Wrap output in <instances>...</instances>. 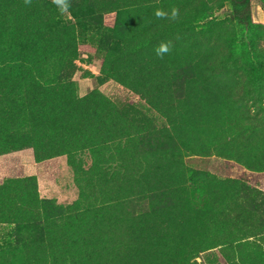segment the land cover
Segmentation results:
<instances>
[{
	"label": "rangeland",
	"instance_id": "rangeland-1",
	"mask_svg": "<svg viewBox=\"0 0 264 264\" xmlns=\"http://www.w3.org/2000/svg\"><path fill=\"white\" fill-rule=\"evenodd\" d=\"M193 1L71 0L77 13L94 20L92 28L81 26L57 37L50 33L45 39L31 38L34 55L50 58L51 65H57L56 73L70 64L75 97H90L89 106L95 109L90 113L86 103L69 109L64 100L56 101L55 106L47 101L48 115L43 120L45 126L47 121V129L40 126L37 118L32 120L17 136L18 141H24L19 146L24 147L0 156V184L35 176L42 199L61 206L75 204L73 213L83 211L78 230L64 229L76 239L79 237L69 251L83 264H161L164 260L165 264H185L175 257L184 246L180 232L195 241L222 244L226 240L213 221L219 208L232 199L241 184L264 190V149L256 150L264 143V131H259L252 141L246 140L236 153L228 148L225 153L216 152L211 147L246 120L243 105L234 101L239 80L233 74L203 70L199 64L215 57L224 65L237 63L241 71L252 74L261 92L257 98L264 102V0H204L203 6L188 14L186 26L151 36L161 21L165 27L169 24L167 19L155 16L157 9L170 13L175 7L184 12ZM140 2H149L145 5L148 8L138 10L133 6ZM53 7L57 18L63 16L75 22L72 8L61 14L54 4ZM43 23L41 13L36 12L32 29L43 31ZM137 40L144 42L139 45ZM162 41H171L173 47L160 59L154 49ZM189 64L193 68L191 78L179 83L174 78L175 69ZM49 99L54 101L55 97ZM30 106L32 112L40 109L36 100ZM139 114L157 126L158 119L171 124L176 128L175 136L194 137L201 151L184 153L185 179H190L186 200L181 208L161 217L157 205L150 204V194L160 185H168L170 171L158 164V153L153 149L158 148V141L164 145L174 138L158 136L154 123L147 126L146 122L139 128ZM82 124L86 130L78 135V141L87 146L104 144L89 153L86 164L79 155L38 162L34 143L47 147L48 134L54 137L52 147L60 143L58 138H66L60 133L75 136ZM136 132H146L142 152L127 140ZM26 136L31 139L26 140ZM66 142L74 143L68 138ZM69 149L65 147L64 151ZM226 153L242 155L243 164L229 161L233 158ZM83 172L96 176L97 186L101 185L99 198L82 200L89 192L96 193L78 182ZM83 201H88L90 207L86 208ZM132 201H136V208ZM12 229V225L0 226V237ZM133 240L138 244L134 245ZM253 240L235 244L230 255L218 257V263L264 264V240L258 244ZM219 248L211 251L218 252Z\"/></svg>",
	"mask_w": 264,
	"mask_h": 264
},
{
	"label": "trees",
	"instance_id": "trees-1",
	"mask_svg": "<svg viewBox=\"0 0 264 264\" xmlns=\"http://www.w3.org/2000/svg\"><path fill=\"white\" fill-rule=\"evenodd\" d=\"M203 2L204 0H194L187 11L179 12L177 20L167 19L169 24L166 27L164 20L161 21L159 25L163 27L160 28L158 25V30L151 36L170 33L186 26L189 23L187 22L188 14L201 5L203 6ZM146 4L149 2H140L133 6H137L138 10H143L148 8ZM194 4L198 5L194 6ZM25 5H28L27 9H24ZM70 8H72L71 14L75 22L63 16L57 18L59 15H55L52 0H31L30 4H25L24 0H0V156L24 147L19 146L24 141H18L17 136L21 134L23 127L29 126L32 120L37 118L40 120V126L47 129V121L46 126L43 123L45 114L46 117L48 115L47 101L49 105L55 106L56 101L64 100L69 109H77L81 103H86L90 113L95 109V106H89L90 97L84 99L75 97L70 64L65 65L60 72L56 73L54 69L57 65H51L50 58L36 57L31 48V38L45 39L50 36V33L57 37L59 34L72 32L81 26L92 28L93 19H89L79 11L77 13L73 4ZM36 12L41 13L43 24L46 26L43 31L32 29V20ZM143 42L144 40H137L139 45ZM135 50H138V46L134 49V53L137 52ZM199 64L203 70L233 74L234 78L239 80L234 93V101L243 105L246 120L235 125L223 141H215L211 145L216 152L225 153L224 149L228 148L236 153L246 140L252 141L259 131H264V102H260L257 98L258 93L261 92L255 86L252 74L249 71V73L241 71L237 63L224 65L219 58L215 57ZM192 69L191 64L186 67L179 66L175 69L174 78L178 79L179 83H186L191 78L190 70ZM51 96L55 97L54 101L49 99ZM32 100H36L40 107L36 112H32L30 106ZM18 107L19 110H17ZM138 119L139 128H143L146 122L147 126L154 123V130L158 127V136L165 139L166 136L174 138L171 143L164 145L158 141V148L153 149V152L158 153V164L166 171H170L168 185H160L158 190H153L150 194V204L157 205L158 217H161L165 212L174 211L176 207L181 208L186 200L190 179H185L187 168L183 159L184 153L201 151L197 149L198 144L194 137L175 136L176 133L173 131H176V128L162 122V119H158V126L155 121L148 119L144 114H139ZM84 126L82 124V128H78L75 136L60 133L66 138L57 137L60 143H55L52 147L50 144L54 141V137L48 134L46 135L49 143L47 147L34 143L33 149L38 162L59 156L74 159L79 155L86 164L89 153L104 144L87 146L84 141H78V135L86 130ZM146 132H136L127 137L130 144L140 149V152L146 148V145L141 143ZM67 138L74 141L73 145L66 142ZM25 139H31V136H26ZM47 141L41 144L45 145ZM75 145L79 147H74ZM65 147L71 149L64 151ZM54 148L56 150L52 151ZM263 149L264 143L256 148L258 152ZM226 154L234 159L229 161L235 163L240 161L243 164L242 155ZM82 174L78 182L98 194L89 192V195H84L82 200L99 198L101 185L97 186L98 181L94 180L96 176L88 175L87 172ZM83 204L86 208L90 207L88 201H83ZM74 205L61 206L50 200L42 199L39 196L35 176L8 179L0 184V226H13L10 233L0 237V264H83L69 251L70 246L75 245L79 237L76 239L74 235L64 231V229L71 228L79 229L77 224L83 217V211L71 212ZM132 205L134 208L138 206L136 201H132ZM213 221L221 229L225 242L214 246V243L207 244L206 240L195 241L191 239V235L180 232L179 237L184 242V246L181 253L175 257L182 259L185 264H219L218 257L230 255L231 247L235 244L239 245L249 238H253V243L256 244L264 240V190L245 184L239 185L232 199L216 212ZM137 225H140V222ZM77 230L75 235L78 234ZM84 242L90 243L91 241L84 240ZM133 244L137 245L138 242L133 240ZM218 246L220 247L218 252L211 251ZM202 252L204 253L203 258L199 261L198 258ZM160 260L158 258V261ZM166 262V260L161 261V264Z\"/></svg>",
	"mask_w": 264,
	"mask_h": 264
},
{
	"label": "clouds",
	"instance_id": "clouds-1",
	"mask_svg": "<svg viewBox=\"0 0 264 264\" xmlns=\"http://www.w3.org/2000/svg\"><path fill=\"white\" fill-rule=\"evenodd\" d=\"M25 4H30L31 0H24ZM53 4L58 8L61 14L69 13L70 10V0H52ZM155 16L158 19H169L175 21L179 18V9L173 7L170 13L165 12L163 10L157 9L155 12ZM172 42L171 41H162L157 47L154 49L156 56L160 59H163L165 55L169 54L172 50Z\"/></svg>",
	"mask_w": 264,
	"mask_h": 264
}]
</instances>
